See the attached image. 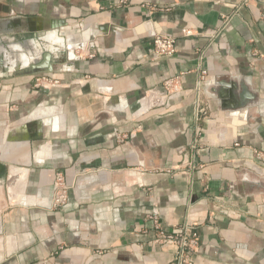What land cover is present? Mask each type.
Returning a JSON list of instances; mask_svg holds the SVG:
<instances>
[{
    "label": "crops",
    "instance_id": "obj_1",
    "mask_svg": "<svg viewBox=\"0 0 264 264\" xmlns=\"http://www.w3.org/2000/svg\"><path fill=\"white\" fill-rule=\"evenodd\" d=\"M118 2L0 0L34 41L0 78V264H169L153 240L186 218L194 264H264V0ZM53 30L80 60L28 74ZM155 35L171 57L153 58ZM41 74L59 85L33 89Z\"/></svg>",
    "mask_w": 264,
    "mask_h": 264
},
{
    "label": "built area",
    "instance_id": "obj_2",
    "mask_svg": "<svg viewBox=\"0 0 264 264\" xmlns=\"http://www.w3.org/2000/svg\"><path fill=\"white\" fill-rule=\"evenodd\" d=\"M248 0H243L247 2ZM121 6L127 5V0H119ZM264 21V17L262 18ZM183 37H190L192 33L188 29L181 31ZM175 41L176 39L170 36L155 35L152 41L151 55L155 59L168 58L175 53ZM205 72H201L199 82L197 84L196 91L199 92V86ZM179 83V77L175 76L169 78L163 82L162 92L165 99H169L175 90L176 84ZM59 85L57 79L51 78L48 75H36L32 81V88L35 90L49 89ZM205 111V110H204ZM204 113L203 111H201ZM201 129H197V136H200ZM198 140L195 139L193 148H195ZM238 146V144H235ZM257 160L264 164V152L255 151ZM193 170V165L190 161L186 162V171L190 172ZM68 187L64 183V178L61 173L56 174V181L53 187L52 193V207L54 209L63 208L67 202ZM153 223L156 225V218H153ZM156 244H167L174 249V259L169 264H194L193 255L197 252L198 248V234L196 231V223L186 218L181 225L171 229L168 232L163 230L158 231L153 240Z\"/></svg>",
    "mask_w": 264,
    "mask_h": 264
},
{
    "label": "water",
    "instance_id": "obj_3",
    "mask_svg": "<svg viewBox=\"0 0 264 264\" xmlns=\"http://www.w3.org/2000/svg\"><path fill=\"white\" fill-rule=\"evenodd\" d=\"M57 34L58 31L53 30L36 36V41L42 48V50L38 51L41 55L40 57L39 54L34 55V59L31 61L32 69L27 72L28 74L38 71L52 72L59 69L72 68L74 62L80 60L75 52L83 50L85 44L79 42L78 46L71 48L70 45H65L62 41L53 39V35ZM20 36V31L14 30L10 16L0 17V78H3L5 75L9 77L14 76V68L25 57L22 54V50L24 49L28 52L26 44L34 43L31 40H16ZM41 59L43 60L39 63ZM239 107H244V105L241 104Z\"/></svg>",
    "mask_w": 264,
    "mask_h": 264
},
{
    "label": "bare ground",
    "instance_id": "obj_4",
    "mask_svg": "<svg viewBox=\"0 0 264 264\" xmlns=\"http://www.w3.org/2000/svg\"><path fill=\"white\" fill-rule=\"evenodd\" d=\"M71 46V45H70ZM73 46H71V48H72Z\"/></svg>",
    "mask_w": 264,
    "mask_h": 264
}]
</instances>
